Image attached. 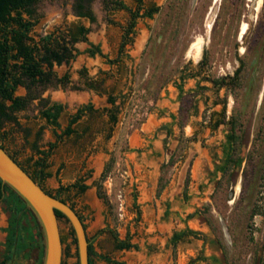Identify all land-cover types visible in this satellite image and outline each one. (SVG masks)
Here are the masks:
<instances>
[{
    "label": "rangeland",
    "instance_id": "obj_1",
    "mask_svg": "<svg viewBox=\"0 0 264 264\" xmlns=\"http://www.w3.org/2000/svg\"><path fill=\"white\" fill-rule=\"evenodd\" d=\"M115 1L136 8V0H93L95 21L89 22L74 14V0L34 5V42L46 35L60 40L76 25L89 31L86 41L73 44V59L43 66L49 83L25 81L17 88L15 96L27 104L14 113L17 124L0 130V142L34 174L37 151L56 141L41 111L63 106L60 132L90 100L96 112L55 144L45 161L50 176L41 185L52 194L76 181L88 187L61 198L82 219L93 252L137 264H264V0L260 7V0H144V9L159 11L137 20L121 60L109 64L129 20ZM197 40L201 48L193 49ZM90 43L100 46L102 56L85 52ZM237 69L231 83L227 77ZM182 71L198 76L182 83L179 96L175 84ZM204 77H225L228 84L215 89L202 80L207 89H196ZM87 82L102 86L95 92ZM108 95L117 106L114 125ZM222 111L224 124L212 129ZM229 133L235 135L233 162L222 173L217 167ZM8 217L0 202V264H38L35 245L4 261ZM58 226L61 264H77L72 228L65 218ZM184 229L197 234L172 246V232ZM110 233L128 238L137 250L116 249Z\"/></svg>",
    "mask_w": 264,
    "mask_h": 264
},
{
    "label": "trees",
    "instance_id": "obj_2",
    "mask_svg": "<svg viewBox=\"0 0 264 264\" xmlns=\"http://www.w3.org/2000/svg\"><path fill=\"white\" fill-rule=\"evenodd\" d=\"M38 1L39 0H0V130L5 124H17L14 113L23 110L26 107L27 101L24 98L15 96L17 88L22 86L25 81H28L30 84L49 83L51 73L45 71L43 66L45 65L48 69H50L54 64L60 65L73 59L78 53L75 49H73V44L79 41H86V35L89 31L88 28L82 25H76L69 28L67 33L60 40H55L53 42L52 35H46L42 37L39 42H34L29 34L35 25L32 18L34 15V5ZM92 2L93 0H74V14L78 18L94 22L95 15L91 8ZM143 3L144 0H136V8L131 9L121 1L114 2L116 9L128 12L129 20L127 25L123 27L118 48V57L116 59H107L109 64H114L121 60L125 47L132 41L137 20L139 18L152 19L153 15L159 11V8L155 6L144 9ZM85 52L90 56H94L96 54L102 56L98 45L89 44V47L85 50ZM239 72L240 69H237L234 77H227L231 83L236 82ZM197 76V74L186 75L184 74V71H182L179 76V83L175 84L179 96L183 94L182 83L187 79L197 78ZM227 78L223 77L219 80H209L205 77L200 78L199 80H196V89H207V87L200 86L202 80L211 82L212 86L215 89H218L219 87L228 84L226 82ZM111 102H113V100H111ZM6 103H9V105ZM62 110L63 106L61 104H52L41 111L42 117L45 118L47 123L54 129L56 141L48 144L47 150L37 151L39 157L32 165L34 174L29 173L16 161L13 156L9 155L34 182L41 186L43 191H45L48 195L67 203L66 200L61 198V194L68 192L69 190H76V192L82 193L88 187L81 184L80 181H76L68 187H59L57 191L58 194H52L46 191L41 185V181L50 176V173L45 171L47 168L45 161L48 158L49 153L55 147V144L62 137L70 136L75 133L73 126L77 123L80 117L85 114V111L91 110V106L88 105L80 108L70 117L67 126L58 132V130H60L58 118ZM114 112L115 113L110 118L112 124L117 122V110ZM224 120L225 112L222 111L221 118L210 124L211 128L216 129L219 125L224 124ZM234 144L235 135L233 133L227 134L226 145L223 149V165L221 167H217V171L224 173L226 166L233 162L232 153L234 151ZM0 146L5 150L1 142ZM239 163L240 161L238 164ZM0 202L5 205L6 211L9 214L8 225L5 228L7 235L5 242L6 252L4 256V261L9 262L13 259V257L21 256L26 250H31L34 243L38 241L41 242L42 234L35 218L32 216L29 209H27L23 201L7 186L2 185L1 181ZM70 207L74 209L71 205ZM56 217L57 219L64 218V216L58 211H56ZM80 220L82 221L81 218ZM110 234L113 237L116 249L129 250L136 248L135 245L129 242L128 238L120 240L114 233ZM196 234V232L190 229L175 231L170 238V243L172 246H175L186 237H195ZM42 256L43 246L42 243H40L38 264H41ZM93 256V249L90 245H88L89 264H94L92 261ZM101 259L108 264H127L125 262L111 260L107 256H102Z\"/></svg>",
    "mask_w": 264,
    "mask_h": 264
},
{
    "label": "water",
    "instance_id": "obj_3",
    "mask_svg": "<svg viewBox=\"0 0 264 264\" xmlns=\"http://www.w3.org/2000/svg\"><path fill=\"white\" fill-rule=\"evenodd\" d=\"M0 181L23 201L39 226L43 246L41 264H61L62 242L56 211L64 216L74 233L77 264H89L88 240L78 214L67 203L43 191L1 146Z\"/></svg>",
    "mask_w": 264,
    "mask_h": 264
},
{
    "label": "flooded vegetation",
    "instance_id": "obj_4",
    "mask_svg": "<svg viewBox=\"0 0 264 264\" xmlns=\"http://www.w3.org/2000/svg\"><path fill=\"white\" fill-rule=\"evenodd\" d=\"M91 44V43H90ZM92 45H94V44H92ZM99 46V45H98ZM88 47H89V45H88ZM100 47V46H99ZM117 57H118V52H117ZM102 86V84H100L98 87H97V85H96V82H87V87H88V89H90V90H94L95 92H97V88H99V87H101ZM111 100H113V102H111ZM107 102L108 103H110L111 104V107H110V109H107V116H108V121H109V123L110 124H112L111 123V120H110V118H111V116L115 113L114 111L115 110H117V106H116V103H115V98L114 97H112L111 95H108V97H107ZM88 105H90L91 106V110L90 111H85L84 113V115H82L81 117H80V119L83 117V116H85V115H90V114H93V113H95L96 112V110L94 109V106H93V104L90 102V100H88V102H86V103H83V104H81V105H79L76 109H75V111H74V113L73 114H71L69 117H68V120H67V124H68V121H69V119H70V117L72 116V115H74L80 108H82V107H84V106H88ZM79 119V120H80ZM78 120V121H79ZM77 121V122H78ZM67 124H66V126H67ZM77 124V123H76ZM114 125V124H113ZM65 126V127H66ZM64 127V128H65ZM63 128V129H64ZM62 129V130H63ZM2 144V143H1ZM3 145V144H2ZM5 148V147H4ZM5 150H6V148H5ZM7 151V150H6ZM8 152V151H7ZM8 154H10L11 156H13V154H11L10 152H8ZM14 158H15V156H13ZM16 159V158H15ZM17 161V160H16ZM23 168H25V166L22 164V163H20L19 161H17ZM26 169V168H25ZM27 170V169H26ZM30 173V172H29Z\"/></svg>",
    "mask_w": 264,
    "mask_h": 264
},
{
    "label": "crops",
    "instance_id": "obj_5",
    "mask_svg": "<svg viewBox=\"0 0 264 264\" xmlns=\"http://www.w3.org/2000/svg\"><path fill=\"white\" fill-rule=\"evenodd\" d=\"M155 181H156V179H155ZM155 181H154V182H155ZM158 187H159V186H158V182H157V188H158ZM154 188H156V185L154 186ZM157 188H156V189H157ZM161 188H162V186H161ZM152 190H153V189H152ZM154 192H155V190H153V193H154ZM154 200H155L157 206H160V205L162 204V199H160V200H159V199H158V200H157V199H154ZM175 231H181V230H175ZM175 231H173L172 234H173ZM172 234H171V236H172ZM171 236H170V238H171ZM169 240H170V239H169ZM38 244H39V241L36 242V243H34V245H35L34 247H35L36 249L38 248V251H39ZM39 245H40V244H39ZM133 245L136 246V244H133ZM132 249H134V251L137 250V246H136V248H132ZM26 251H28V250H26ZM26 251H25V252H26ZM93 255H94V256L92 257V261H93L94 264H95V262H94V259H95V258H97L98 260H100L102 256H106V255L96 254L95 252H93ZM107 257H108V256H107ZM110 259H111V258H110ZM101 260H102V259H101ZM111 260H112V259H111ZM103 261H104V260H103ZM114 261H116V260H114ZM104 262H105V261H104ZM119 262H121V261H119ZM105 263H106V262H105ZM125 263H126V262H125ZM106 264H108V263H106ZM127 264H137V263L134 262V263H127Z\"/></svg>",
    "mask_w": 264,
    "mask_h": 264
},
{
    "label": "bare ground",
    "instance_id": "obj_6",
    "mask_svg": "<svg viewBox=\"0 0 264 264\" xmlns=\"http://www.w3.org/2000/svg\"><path fill=\"white\" fill-rule=\"evenodd\" d=\"M260 5H261V0H260L259 3H258V6H259V7H260ZM244 29H245V26L243 27L242 33L244 32ZM243 34H244V33H243ZM202 43H203L202 40H197V42L194 44V48H193V49H195V48H201ZM193 49H192V50H193ZM194 51H195V50H194Z\"/></svg>",
    "mask_w": 264,
    "mask_h": 264
}]
</instances>
